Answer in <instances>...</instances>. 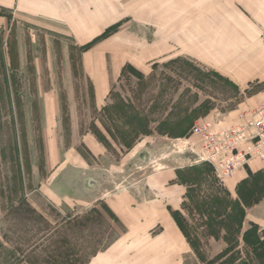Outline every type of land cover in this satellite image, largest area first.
Returning a JSON list of instances; mask_svg holds the SVG:
<instances>
[{
	"label": "rangeland",
	"instance_id": "374dc122",
	"mask_svg": "<svg viewBox=\"0 0 264 264\" xmlns=\"http://www.w3.org/2000/svg\"><path fill=\"white\" fill-rule=\"evenodd\" d=\"M164 1L107 0L115 26L98 40L120 28L151 36L149 17L158 19ZM227 1L248 16L256 2ZM0 15L8 18L0 23V264H203L197 252L210 261L228 248L193 207L223 192L237 199V189L197 164L195 140L179 139L201 122H243L264 81L237 83L179 57L144 73L125 66L100 101L81 64L89 46ZM253 174L251 202L264 195V173ZM174 185L192 196L168 207L171 216L182 211L195 250L156 221ZM247 250L240 243L232 255Z\"/></svg>",
	"mask_w": 264,
	"mask_h": 264
},
{
	"label": "crops",
	"instance_id": "0c3cea01",
	"mask_svg": "<svg viewBox=\"0 0 264 264\" xmlns=\"http://www.w3.org/2000/svg\"><path fill=\"white\" fill-rule=\"evenodd\" d=\"M184 1L173 9L165 0L157 20L155 11L152 12L151 36L120 28L100 40L115 26L117 11L109 8L107 0H0V11L38 29L67 37L77 46H89L82 54L81 64L100 101L108 96L125 66H135L144 73L161 60L179 57L191 58L237 83L264 81V0L246 5L249 16L238 12L236 5L227 0ZM4 21L8 22L7 16L0 15V23ZM148 27H152L150 23ZM263 102L264 97L256 106ZM251 173L255 174L253 177L262 175L264 161L235 175L228 181L230 189L238 190L244 181L249 184ZM172 192L163 198L168 205L159 207L156 221L167 230H178L172 236L182 238L188 246L171 216L173 209L168 207L181 204L186 192L179 185L170 188L169 193ZM245 213L243 230L258 226L264 238V195L245 207Z\"/></svg>",
	"mask_w": 264,
	"mask_h": 264
},
{
	"label": "trees",
	"instance_id": "16d2710c",
	"mask_svg": "<svg viewBox=\"0 0 264 264\" xmlns=\"http://www.w3.org/2000/svg\"><path fill=\"white\" fill-rule=\"evenodd\" d=\"M185 133L180 138H185L189 134V130H184ZM170 135V134H169ZM248 181H244L238 188V198L233 199L231 194L223 192V197L216 196L209 202L201 199L203 202L196 204L193 209L198 211L203 218L202 229L206 230V234L216 241L223 240L228 248L222 251L220 255L210 261L202 258L200 253H196L199 260L203 264H264V238L259 233L258 226H252L248 230H243L245 220V207L254 204L251 202L247 193ZM222 192V191H221ZM257 197L259 192L256 190L250 191V196ZM192 196L186 195L185 198L190 199ZM187 209L186 204H183V210ZM172 217L177 226L187 239L193 250L197 248V237L192 236L188 231L187 221L184 218L182 211L172 212ZM207 236V237H208ZM240 243H244L248 250L244 253L237 252L232 255V252L239 249ZM245 254L247 260L242 261L241 256Z\"/></svg>",
	"mask_w": 264,
	"mask_h": 264
},
{
	"label": "built area",
	"instance_id": "2783aa9c",
	"mask_svg": "<svg viewBox=\"0 0 264 264\" xmlns=\"http://www.w3.org/2000/svg\"><path fill=\"white\" fill-rule=\"evenodd\" d=\"M243 122L223 127V123L201 122L187 137L199 146L197 164H209L215 178L225 184L238 173L264 161V102L243 116Z\"/></svg>",
	"mask_w": 264,
	"mask_h": 264
}]
</instances>
